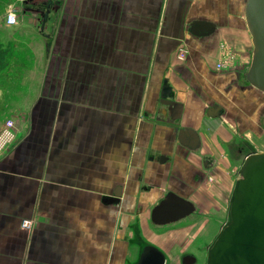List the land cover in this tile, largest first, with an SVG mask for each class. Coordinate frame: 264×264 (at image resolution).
Returning a JSON list of instances; mask_svg holds the SVG:
<instances>
[{
	"label": "crops",
	"instance_id": "1",
	"mask_svg": "<svg viewBox=\"0 0 264 264\" xmlns=\"http://www.w3.org/2000/svg\"><path fill=\"white\" fill-rule=\"evenodd\" d=\"M42 6L21 18L18 50L36 121L18 125L0 160V264H137V233L152 244L175 239L170 247L183 239V229L158 235L151 221L167 195L203 213L232 195L221 145L233 135L207 111L237 87L233 73L215 68L220 44L241 48L250 34L237 26L236 0ZM195 22L210 33L194 35ZM242 94L234 103L244 100L250 112L241 115L252 121L255 104ZM179 131L196 133L197 146L182 145ZM117 188L120 198L106 203Z\"/></svg>",
	"mask_w": 264,
	"mask_h": 264
},
{
	"label": "rangeland",
	"instance_id": "2",
	"mask_svg": "<svg viewBox=\"0 0 264 264\" xmlns=\"http://www.w3.org/2000/svg\"><path fill=\"white\" fill-rule=\"evenodd\" d=\"M46 1L0 0V130L8 121L16 125L17 131L19 124H28L29 122L36 121V117L29 113V109L35 106L36 98L28 97V93L33 91V87L25 81L27 74L24 69L27 68L26 66H13V64L18 63L21 65L22 60V54L18 50L21 46V18L26 14L27 10H44L42 4ZM245 4L246 0H236L238 16L235 21L237 22V26L241 25L247 31L244 17ZM9 11L15 12L18 19L14 27H7L5 24V17ZM37 18L40 22V18ZM37 18L34 19L36 20ZM246 42L247 45L241 48H232L227 44L221 43L218 56L214 59L215 68L219 63H224L225 65L224 69L217 70L218 72L233 73L235 75L234 83L237 86L236 91L230 93L223 91L222 95L213 101L214 105H222L226 108L222 117L216 118V122L228 127L234 139L230 144L221 145L222 152L229 158L231 169L233 170H231L233 172H231V184L228 185L230 191L240 178L239 171L244 160L251 154L264 153V94L251 87L246 80V74L249 70L253 53L251 36ZM4 54L5 59L1 60V56ZM48 88L52 89L53 86H49ZM243 91L246 93L248 100L255 104V108H252V121H245L247 118L241 115L242 112H247L248 114L250 112L244 109L247 107L244 105V100L240 101L241 104L234 103L237 98L243 97ZM237 104L240 106L236 107ZM236 110L239 112L236 113ZM112 117L113 114H110V118ZM35 147L34 145L32 148ZM225 195L226 199L219 204L218 209L208 210L204 213L197 210L177 222L156 226L158 235L168 230L183 229L184 235L188 231L187 236L183 235V239H179V244L170 247L169 243L174 242L175 239L165 241L162 237L155 238V244L147 243L137 233L134 238L136 246L141 251L145 246L157 248L164 255L165 264H184L183 259L185 257L193 258L195 260L193 264H207L208 249L228 222L231 195L230 192ZM131 264L136 263L134 261Z\"/></svg>",
	"mask_w": 264,
	"mask_h": 264
},
{
	"label": "water",
	"instance_id": "3",
	"mask_svg": "<svg viewBox=\"0 0 264 264\" xmlns=\"http://www.w3.org/2000/svg\"><path fill=\"white\" fill-rule=\"evenodd\" d=\"M245 22L251 36L253 53L246 80L251 87L264 94V0H246ZM210 25L195 22L192 33L205 36ZM170 89L162 91L165 104ZM211 118L221 115V108L214 106L207 111ZM187 136L191 140H187ZM182 145L195 148L198 136L193 131H179ZM240 178L236 181L229 201L228 222L221 229L207 252V264H264V153L251 154L243 162ZM121 196L117 188L113 197L105 199L113 204ZM194 212L189 202L173 195H167L152 211L151 221L163 226L182 220ZM184 264H193L191 257L183 259ZM137 264H165L164 255L154 247L144 248Z\"/></svg>",
	"mask_w": 264,
	"mask_h": 264
},
{
	"label": "built area",
	"instance_id": "4",
	"mask_svg": "<svg viewBox=\"0 0 264 264\" xmlns=\"http://www.w3.org/2000/svg\"><path fill=\"white\" fill-rule=\"evenodd\" d=\"M18 22L17 16L15 12L9 11L5 17V24L7 27L15 26ZM184 57V54H181ZM225 67L224 63L217 64L216 69L218 71L223 70ZM18 131L16 125L8 121L0 130V159L4 156L6 152L10 150V148L17 141ZM33 226V220H25L22 222L21 227L24 230H30Z\"/></svg>",
	"mask_w": 264,
	"mask_h": 264
},
{
	"label": "trees",
	"instance_id": "5",
	"mask_svg": "<svg viewBox=\"0 0 264 264\" xmlns=\"http://www.w3.org/2000/svg\"><path fill=\"white\" fill-rule=\"evenodd\" d=\"M5 59V54L3 55V56H1V60H4ZM13 64V63H12ZM13 66H21L20 64H18V63H15V64H13Z\"/></svg>",
	"mask_w": 264,
	"mask_h": 264
}]
</instances>
